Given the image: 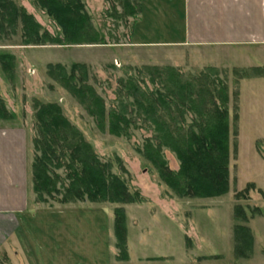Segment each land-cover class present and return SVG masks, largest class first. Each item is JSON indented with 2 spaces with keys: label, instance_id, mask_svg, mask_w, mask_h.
<instances>
[{
  "label": "rangeland",
  "instance_id": "374dc122",
  "mask_svg": "<svg viewBox=\"0 0 264 264\" xmlns=\"http://www.w3.org/2000/svg\"><path fill=\"white\" fill-rule=\"evenodd\" d=\"M15 1L34 14L45 29L57 32L54 20L33 0ZM106 2L104 15L112 8ZM105 19L109 22L103 33L115 36L114 20ZM127 26L125 30L117 27L121 38L129 33L130 24ZM141 50L146 55L138 51L139 57L131 58L112 45H24L21 27L9 38L0 33V53L14 55L9 74L13 79L0 64V96L14 115L0 120V135L27 147L29 164V208L19 214L0 213V264H27V260L30 264H264V77L250 75L236 82L239 75L233 73L236 67L232 66L240 64L250 71L253 63L248 53L205 51L201 58L177 54L174 59L168 51ZM74 62L87 65L89 81L105 98L108 109L117 104L119 79L127 72L135 73L136 68L145 72L146 66H173L185 77L207 71L225 80L231 113L228 190L216 197L178 196L141 152L145 139L153 134L150 128L139 122L129 129V137L115 135L108 127L99 128L77 98L49 76L50 63H62L70 69ZM35 99L59 103L100 158L110 161L113 171L126 179L132 192L139 191L143 200L128 204L88 199L38 201L32 180ZM163 153L169 167L178 170L176 153L166 147ZM238 206L242 217L236 215ZM118 207L125 210L130 254L126 261L117 258L114 220ZM237 225L249 227L252 234L247 256L235 251Z\"/></svg>",
  "mask_w": 264,
  "mask_h": 264
},
{
  "label": "trees",
  "instance_id": "16d2710c",
  "mask_svg": "<svg viewBox=\"0 0 264 264\" xmlns=\"http://www.w3.org/2000/svg\"><path fill=\"white\" fill-rule=\"evenodd\" d=\"M55 22L52 34L34 14L15 0H0V33L6 38L22 29L24 45L108 44L111 39L93 22L84 0H33ZM112 4L109 16L128 27L129 17L139 13V0H106ZM108 22V21H106ZM109 36V38L107 37ZM113 42V43H114ZM14 55L0 53V64L9 75ZM12 68V69H11ZM135 69V68H134ZM127 72L119 79L117 104L108 109L105 98L89 81L87 65L74 62L70 69L62 63H50L48 74L84 106L101 129L109 128L119 136H130L129 129L141 123L153 134L145 139L141 152L156 167L164 183L178 196L216 197L229 188L230 175V93L227 82L207 71L185 77L173 66H146ZM261 69L234 68L236 82L258 74ZM238 99L237 90L234 92ZM36 135L32 162L33 190L37 200L62 203L91 200L128 204L143 200L132 192L110 161H103L83 133L64 115L57 102L35 99ZM0 96V120L13 118ZM237 118V113L234 114ZM170 148L180 160L178 170L169 167L163 153ZM61 170L64 172H61ZM241 193L238 192L237 196ZM236 215L244 216L241 207ZM117 258L128 260L125 210L115 209ZM236 254L247 256L252 234L249 227L235 228Z\"/></svg>",
  "mask_w": 264,
  "mask_h": 264
},
{
  "label": "crops",
  "instance_id": "0c3cea01",
  "mask_svg": "<svg viewBox=\"0 0 264 264\" xmlns=\"http://www.w3.org/2000/svg\"><path fill=\"white\" fill-rule=\"evenodd\" d=\"M85 1L94 24L105 32L106 0ZM139 2V13L129 17V33L121 38L119 29L114 31L115 39L122 42L100 45H112L124 57L131 58L146 55L141 50L143 48L168 51L174 59L178 55L201 58L205 51H226L231 55L233 50L236 54L248 53L253 63L251 67L261 69L255 76L264 77V0ZM109 20L120 22L110 16ZM120 28L126 29L124 26ZM232 67L243 68L240 64ZM8 139L0 135V213L10 211L19 214L29 208L27 147H19L13 138ZM26 263L30 264L28 260Z\"/></svg>",
  "mask_w": 264,
  "mask_h": 264
}]
</instances>
